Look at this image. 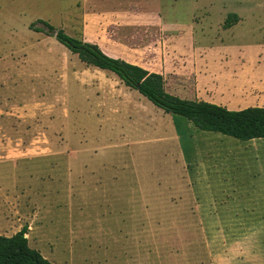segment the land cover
I'll return each mask as SVG.
<instances>
[{
  "label": "rangeland",
  "instance_id": "374dc122",
  "mask_svg": "<svg viewBox=\"0 0 264 264\" xmlns=\"http://www.w3.org/2000/svg\"><path fill=\"white\" fill-rule=\"evenodd\" d=\"M76 4L0 0V233L26 226L52 264H264V140L200 131L31 29L44 20L77 39L105 36ZM163 5L170 22L178 15L225 49L226 76L246 49L250 70L237 88L223 74L221 86L264 107V0Z\"/></svg>",
  "mask_w": 264,
  "mask_h": 264
},
{
  "label": "crops",
  "instance_id": "0c3cea01",
  "mask_svg": "<svg viewBox=\"0 0 264 264\" xmlns=\"http://www.w3.org/2000/svg\"><path fill=\"white\" fill-rule=\"evenodd\" d=\"M75 1H77L75 6L77 12L81 13L84 18H95L99 23V29L101 28L100 32L106 34L101 39L97 37L84 41L96 45L107 56L139 66L150 73L162 75L166 92L181 99L204 101L228 110L247 108L243 106L245 101L243 88H238V92H235L229 86H221L220 80L224 74L226 80L228 78L232 82L231 86L237 88L238 78L242 77L243 69L247 67L250 70L244 47H236L238 62L241 64L240 73L233 72L226 76L224 64H221L223 60L227 61V56L222 52L225 49L213 47V41L206 44L205 41L200 40L206 35L204 30L194 24H179L178 15L174 21L170 22L172 19L166 18L168 10L164 8L163 0ZM169 11H174V8ZM226 13L224 12L223 15ZM196 19L198 20L195 17L192 21ZM102 23H113L114 27L105 28ZM217 25V32H219L222 28L219 24ZM217 38L220 43H225L220 39L221 37L217 36ZM111 44H119L126 51L115 52L110 47ZM140 49H146V60L140 61L132 54ZM237 73L241 74L238 78ZM197 150L196 147L193 148L194 155ZM142 202L146 212L152 205H149L148 201ZM132 203L135 204L131 201ZM136 221L138 220H134ZM143 221L145 223L141 225V233L150 234L151 230L147 226L150 219L145 217ZM2 231L0 235L10 237L20 229L11 231L8 227Z\"/></svg>",
  "mask_w": 264,
  "mask_h": 264
},
{
  "label": "trees",
  "instance_id": "16d2710c",
  "mask_svg": "<svg viewBox=\"0 0 264 264\" xmlns=\"http://www.w3.org/2000/svg\"><path fill=\"white\" fill-rule=\"evenodd\" d=\"M237 20V15H229L224 29L233 26ZM36 24L43 27H36ZM36 24L31 25L33 31L54 37L85 65L113 73L124 86L137 91L164 113L181 116L203 132H214L244 142L264 140V107L228 110L204 101L181 99L166 92L162 75L109 57L96 45L71 37L44 20H38ZM26 233L27 227L24 226L10 237L0 235V264H52L29 247Z\"/></svg>",
  "mask_w": 264,
  "mask_h": 264
}]
</instances>
